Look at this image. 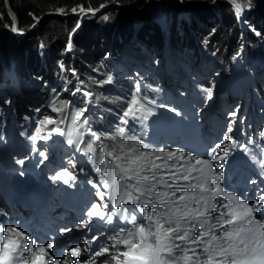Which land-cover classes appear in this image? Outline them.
I'll return each mask as SVG.
<instances>
[{
	"label": "snow or ice",
	"instance_id": "6c2138e0",
	"mask_svg": "<svg viewBox=\"0 0 264 264\" xmlns=\"http://www.w3.org/2000/svg\"><path fill=\"white\" fill-rule=\"evenodd\" d=\"M7 2L5 0L6 5ZM110 2L118 3V0ZM229 3L240 19L245 6L243 0H229ZM246 6L250 7V4ZM105 7L107 3L99 5V8ZM78 10L80 14L95 15L99 9L91 5L85 8L83 4L70 9L74 14ZM55 11L66 14L64 8ZM29 15L34 20L38 19L33 13ZM9 16L12 24L6 27L22 35L23 31L17 27V18L11 10ZM79 27L78 20L76 28ZM71 47L70 33L67 48L70 50ZM239 55L237 52L236 56ZM110 81L111 76L98 83ZM200 91L211 99L212 87L200 86ZM78 93L88 98L84 107L72 109L70 101L63 102V107H57L53 102V112H63L65 107L72 110L59 121L45 116L37 121L30 134L22 131L20 135L27 137L31 143L30 150L43 158L41 162L48 156L46 151L39 149L38 141L47 143L53 136L66 137L64 142L80 151V144L85 142V132L92 137L87 142V151L97 152L94 144H98L104 158L100 167L94 169L99 183L92 178L87 180L95 189L96 200L85 209L84 215L88 219L81 220V226L91 231L89 225L98 219L112 225L111 234L102 241L104 233L99 232L87 239L83 247H71L66 255L57 258L49 251L53 249V243L38 246L18 227L0 224V264H264V192L248 202L222 184L224 165L232 149L248 156L264 176V146H261V155L257 156L248 148L254 143L253 139L238 145L229 135L233 131L231 122L227 124L222 139L210 146L205 156L186 153L180 148L166 151L151 146L142 137L128 134L125 126L116 130V136L122 138L119 143L109 146L105 141L113 140V135L98 134L86 116L92 93L82 91L79 85L73 96ZM139 93L137 84L128 107L122 113L120 125H127L129 120L147 121L156 115V101ZM167 110L181 115L172 107ZM35 111L39 113L40 109ZM229 115L235 117L237 112L232 111ZM66 120L69 122L67 130L48 128L49 125L64 124ZM260 137L264 139V131ZM16 163L23 166L25 161L17 159ZM76 167L72 163V168ZM50 179L72 187L77 177L65 167ZM250 182L256 183L255 180ZM2 215L4 213L0 212ZM70 230L67 227L60 229L61 232ZM82 254L88 255L81 259Z\"/></svg>",
	"mask_w": 264,
	"mask_h": 264
},
{
	"label": "trees",
	"instance_id": "16d2710c",
	"mask_svg": "<svg viewBox=\"0 0 264 264\" xmlns=\"http://www.w3.org/2000/svg\"><path fill=\"white\" fill-rule=\"evenodd\" d=\"M159 1L161 0H118V3H111L110 0H8L6 5L5 0H0V17H2L0 18V31H3L5 34L7 28L10 30V27H6V25L10 26L12 24V19L9 16V10H11L17 18V27L23 31V34H20L18 39L24 48V51L21 50V66L14 68V70H6L8 73L5 84L10 89H13L14 92L11 90L12 92L9 94V97L5 101L3 100V104H8L7 100H9L10 104L11 102H16L19 108L34 105L43 111L44 116L53 118L55 113L46 107V101L51 90H56L55 96L59 94L55 75L59 71L58 63L63 62L69 70L75 73L78 84L71 85L67 92L60 94L58 99L62 103L61 107H63V102L65 101L72 102V108L75 106L83 107L84 99L82 95L78 93L75 97L73 96L74 89L79 85L82 90L92 93L91 98L96 106L95 112L97 113V116L94 117L95 122L98 124L97 129L101 131V125H113L114 117L126 105L127 97L132 91V85L127 79L117 78L114 74H112L114 78L113 84L98 83L107 80L108 76H110L108 69L106 71L98 69L99 63L105 60L108 67L116 62L117 54L115 52L118 49L122 50V48H125V43L133 32L128 25L129 21L133 19L131 14L146 19L149 15L148 10L150 6ZM180 1L185 6H190L192 11H199L201 9L202 12L217 0L215 2L213 0ZM101 3H107V6L109 5L110 9L115 10V12L125 9L127 12L131 11L132 13L128 14L130 16L124 15L121 19L123 23H121L116 40L113 35L109 44H105L101 48H98L96 44H98V36L102 31V27L93 21L85 23L84 30L87 31V37L85 35L78 36L77 34L73 37L71 36V42L76 47L74 56L71 58L70 55L65 54L69 35L64 33V30L66 28L71 33L76 28L75 24L77 21L75 19L76 14L72 13L70 9L80 4H83L85 8L91 5L93 8L100 9L99 5ZM57 8H64L66 14L57 13L55 11ZM227 11H229L228 7L223 12L229 14ZM29 13H33L38 19L34 20ZM212 20L214 21L208 14L199 15L196 19L197 23L200 21L201 27H209L211 30V32L206 34L208 35L207 40H204L202 46L197 48L196 53L199 57L205 58V60L213 58L216 60V66L223 64V67H220V76L222 78L226 73L224 67L232 63L231 59L241 47L240 30L233 15L231 17L230 14H225L219 27L216 24L209 26V22ZM248 22H251L250 27H254L258 31V37L264 43V24L259 23L261 22L259 17L253 15ZM137 26H141V21H137L136 28H138ZM186 26L192 27L189 30ZM199 28L198 25L192 22L187 24L181 22L179 25L175 22L171 23L167 33L169 49H173V51L181 54L185 46L189 47L192 45L193 41L190 38V31L196 32ZM158 30L159 28L151 24L147 27L144 26L139 34H135L141 48L145 49L144 51H149V54L151 52L152 56L160 52L159 46L163 34ZM246 35L248 36V44H251L254 53H258L262 45L258 43L256 36L252 33L246 32ZM42 39L48 42L47 48L43 51L44 64L41 62L39 50ZM117 40L121 41V43L124 42L123 45L117 43ZM5 44H0V47H3ZM112 44L114 48L111 46ZM248 49L250 50L249 47ZM133 53L136 58L145 54L140 49H137ZM108 57L109 59L107 60ZM155 63V61L150 62L152 67H154ZM45 71H47V74H45ZM127 78L129 77L127 76ZM81 81L83 82L82 85L80 84ZM24 83H28L31 87L25 86ZM153 85L156 86L155 81H153ZM32 87L33 89L31 90ZM121 102L123 104H120ZM51 127L55 126H48V128Z\"/></svg>",
	"mask_w": 264,
	"mask_h": 264
},
{
	"label": "rangeland",
	"instance_id": "374dc122",
	"mask_svg": "<svg viewBox=\"0 0 264 264\" xmlns=\"http://www.w3.org/2000/svg\"><path fill=\"white\" fill-rule=\"evenodd\" d=\"M158 3L160 4L159 6L154 7L153 9L151 7L149 8L148 18L142 19L141 17H139L140 18L139 19L136 17V18H133L132 20L129 21L128 25L131 28V31L133 30L132 35L139 34L144 26L147 27V26H150L151 24H153L154 26L159 28L158 31L163 34L162 42L166 43V33H167L169 27L171 26L172 20L176 17V19H180V23L183 22V23L187 24L189 22H192V23H194L200 27L196 32L190 31V38L193 41L192 45L188 47L190 51L193 48H198V47L202 46V44L204 43L203 41L207 40L208 35H206V34L211 32L209 27L208 28L201 27L200 21H199V23H197L196 19L199 17V15L208 14L210 18L212 17L214 19V21L212 20L209 22V24H210L209 26L216 24L219 27L222 23V20H223L225 14L226 15L230 14L231 17L233 14H235L232 5L229 3V0H217L213 5H210L209 7L204 9V11H202V12H201V9L199 11H192L190 6L189 7L185 6V4L182 3V1H180V0H161ZM243 3L245 4V6L243 7L242 15L247 14L249 17H251L253 15H257V17H259V20L261 21L259 23L264 24V0H243ZM247 4H250V7L246 6ZM226 7L229 8V11H227V12H229V14L223 12L226 9ZM129 13H132V12L131 11L127 12V10H125V9L115 12V10L110 9L109 5L106 7V9L102 10L101 13L98 14L96 12L95 15H93L92 13L80 14L79 12H77L75 15V19H76V21L79 20L80 27L74 28L75 31L74 32L71 31V36L73 37L76 34L78 36L79 35H82V36L85 35L86 36L87 31L84 30L85 29L84 25L87 22L89 23V22L93 21V22L97 23L98 25H100V27H102V31L98 36V44H96V46L98 48L104 47L105 44H107V45L109 44V41L111 40L113 35L115 36V40H116L117 35L120 31L119 28L121 26V23H123V21L121 22V19L124 17V15H128ZM104 16H107L108 19L104 20L103 19ZM128 16H130V15H128ZM188 17H190V19H188ZM137 21H141V26H139V27L137 26L139 29L136 28ZM240 23L242 24L241 18H240ZM0 24H1V22H0ZM76 24H77V22H76ZM133 24H134V27H133ZM186 27L190 30V27H192V26H186ZM4 29H6V28H4ZM63 30H64V28H63ZM64 33H66L68 35L70 34L66 28L64 30ZM18 37H20V34H18L16 32H12L8 28H7V32L5 34L3 31H0V44L2 45L4 43H6L3 47H0V70L5 71L7 69H12L14 67L21 66V63H22V60H20L21 59V50L24 51V48L22 47L21 42L18 39ZM1 38H3L4 40ZM117 43H120L123 45L124 42L121 43V41L117 40ZM47 45H48L47 40L42 39L40 41L39 50H40V55H41L42 61H44L43 51L47 48L46 47ZM111 46L114 48L113 44ZM75 48L76 47L72 43L71 49L69 50L68 48H66L65 54L66 53H68V55L74 54ZM185 48H186V46H185ZM118 53H121V49H118L115 52V54H118ZM258 53L259 54L264 53V46H262L260 48V50H258ZM24 69H25V67H24ZM98 69H102L105 71L108 69L105 60H103L99 63ZM202 71H203V69L201 68L200 72H202ZM61 72H62L61 76H64L66 81L70 82L71 77H72V75H71L72 70H69L67 68L66 64H64V70L61 69ZM45 74H47V71H45ZM55 77H56V75H55ZM74 77H75V75H74ZM24 84L27 87H31V85H29L28 83H24ZM32 89H33V87L31 88V90ZM120 104H123V102H121Z\"/></svg>",
	"mask_w": 264,
	"mask_h": 264
},
{
	"label": "water",
	"instance_id": "95a60500",
	"mask_svg": "<svg viewBox=\"0 0 264 264\" xmlns=\"http://www.w3.org/2000/svg\"><path fill=\"white\" fill-rule=\"evenodd\" d=\"M159 5H160L159 3H153L150 7L153 9L154 7H157ZM104 9H106V7L105 8H100V10L97 13L98 14L101 13L102 10H104ZM131 17H135V18L137 17V18H139L140 16L135 15V14H131Z\"/></svg>",
	"mask_w": 264,
	"mask_h": 264
},
{
	"label": "clouds",
	"instance_id": "9594fccd",
	"mask_svg": "<svg viewBox=\"0 0 264 264\" xmlns=\"http://www.w3.org/2000/svg\"><path fill=\"white\" fill-rule=\"evenodd\" d=\"M133 18H135V17H133ZM140 19V18H139ZM143 19V18H142Z\"/></svg>",
	"mask_w": 264,
	"mask_h": 264
}]
</instances>
